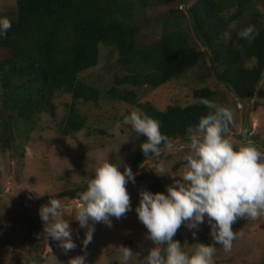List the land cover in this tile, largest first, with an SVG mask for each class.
I'll return each mask as SVG.
<instances>
[{"label":"trees","instance_id":"obj_1","mask_svg":"<svg viewBox=\"0 0 264 264\" xmlns=\"http://www.w3.org/2000/svg\"><path fill=\"white\" fill-rule=\"evenodd\" d=\"M185 4V27L175 10L160 23L163 28L152 39L142 42L138 19L147 5ZM256 0H15V8L0 13L11 20V28L0 37V146L10 148L13 128L31 131L42 113L55 117L54 98L60 91L74 100L96 103L99 90L80 80L77 74L98 62L99 43L117 54L126 71L114 79L105 94L140 106L143 113L159 121L167 141L179 138L188 142L189 129L195 128L209 109L215 91L208 87L193 90L195 101L168 104L163 109L137 100L134 89L119 84L158 87L202 64L239 101L251 98L264 71V19L252 9ZM178 10V9H176ZM248 25L256 28L251 41L239 33ZM168 27V28H167ZM86 116L73 102L55 129L61 135L81 129ZM229 125V128L232 126ZM20 129V130H21ZM16 133H19L16 130ZM129 161L134 170L145 159L140 144ZM166 142H162V147ZM83 183L63 195L78 198ZM147 190L164 192L157 178H147ZM173 239L182 243V236ZM257 264H264V259Z\"/></svg>","mask_w":264,"mask_h":264},{"label":"rangeland","instance_id":"obj_2","mask_svg":"<svg viewBox=\"0 0 264 264\" xmlns=\"http://www.w3.org/2000/svg\"><path fill=\"white\" fill-rule=\"evenodd\" d=\"M193 1L187 0V4ZM14 8L15 0H0V13H9ZM184 8L185 4L177 1L166 5H147L138 19L140 41L156 37L163 28L160 21L170 15L171 10H175L178 16V11L183 13L179 19L185 27H189ZM252 9L259 11L264 19V0L253 1ZM98 48V62L77 74L80 80L99 90L98 101L94 103L82 98L73 101L70 93L60 91L54 98L55 117L42 113L36 127L29 132L26 128H13L15 137L12 146L7 149L0 146V264H33V261L36 264H68L70 258L83 255L80 241L85 229L72 219L75 212L73 205L68 206L63 215L74 230L73 240L77 246L67 251L51 237L46 241L37 235L43 232L39 207L53 198L63 204H77L79 198H70L62 193L83 183V176L89 175L90 163L108 159L119 164L121 160L119 170L123 171V166L129 165L139 148L140 136L131 131L130 125L123 124V117L133 110L142 112V109L105 94L109 87L115 85L114 79L126 71L110 47L99 43ZM205 69L209 70L202 64L158 87L143 84H119L117 87L134 89L139 102H149L159 109L173 103H191L195 101L194 89L211 88L215 94L209 100L233 112V124L227 138L238 145L243 128L247 139L264 151V71L253 96L239 101L214 75L202 74ZM71 102L86 116V121L78 131L61 135L55 129V118L63 117ZM187 143L179 138L170 139L160 147L159 154H149L132 170L135 183L128 182L126 190L133 210L119 219L111 217V227L103 222L90 221L94 223L95 231L86 248L87 264H122L111 244L129 247L139 254L138 261L155 246L147 236L146 227L139 221L134 206L139 200V190L146 188L149 176H155L165 191L167 185H172L173 180L180 177L188 154ZM231 227L233 231L243 233L233 241L231 251H225L222 245L212 240L207 222L195 230V237L184 224L176 233L182 236L181 244L185 251L191 252L197 243L213 244L216 248L214 264H257L263 260L264 216L256 219L240 217Z\"/></svg>","mask_w":264,"mask_h":264},{"label":"clouds","instance_id":"obj_3","mask_svg":"<svg viewBox=\"0 0 264 264\" xmlns=\"http://www.w3.org/2000/svg\"><path fill=\"white\" fill-rule=\"evenodd\" d=\"M10 28V18L0 16V37H5ZM255 34L254 25L239 33L249 41ZM202 103L209 111L199 118L194 129H189L188 154L180 177L167 185L164 192L139 190L134 211L155 246L138 261L139 254L129 247L111 244L122 264H214L213 244L197 243L189 252L180 241L173 239L181 224L195 237V230L207 222L212 240L225 251H231L233 241L243 235L232 230L231 225L237 218L264 216V151L247 139L243 128L241 142L237 145L230 141L227 133L233 112L211 100L205 99ZM123 124L130 125L137 136L146 137L140 144L145 157L159 154V146L167 141L159 121L141 111L133 110L124 116ZM121 164V160L115 164L103 159L88 165L89 175L83 176L84 190L78 194V203L72 206L75 208L72 219L85 229L80 241L83 255L70 258L68 264H87L86 248L95 231L90 221L111 227V217L119 219L133 210L126 184L135 183V173L126 164L120 171ZM67 207L53 198L38 209L43 232L37 235L46 241L49 237L58 241L65 251L77 246L74 230L63 215Z\"/></svg>","mask_w":264,"mask_h":264},{"label":"water","instance_id":"obj_4","mask_svg":"<svg viewBox=\"0 0 264 264\" xmlns=\"http://www.w3.org/2000/svg\"><path fill=\"white\" fill-rule=\"evenodd\" d=\"M65 205H68V206H72V205H75L76 204V202H73V203H64Z\"/></svg>","mask_w":264,"mask_h":264}]
</instances>
